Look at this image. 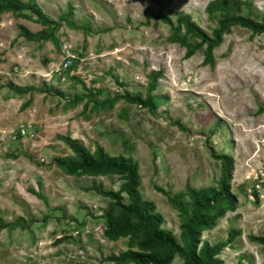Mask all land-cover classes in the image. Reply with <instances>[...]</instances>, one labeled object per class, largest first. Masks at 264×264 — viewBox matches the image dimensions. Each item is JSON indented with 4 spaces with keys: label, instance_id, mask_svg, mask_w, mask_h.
Wrapping results in <instances>:
<instances>
[{
    "label": "rangeland",
    "instance_id": "obj_1",
    "mask_svg": "<svg viewBox=\"0 0 264 264\" xmlns=\"http://www.w3.org/2000/svg\"><path fill=\"white\" fill-rule=\"evenodd\" d=\"M19 1L45 18L30 9L0 14V264H114L107 257L130 248L128 237H105L112 201L90 188L117 191L123 181L62 173L53 160L73 155L63 137L136 161L141 198L177 240L181 218L169 197L187 203L186 186L217 187L212 153L228 156L235 207L199 245L225 241L234 228L240 235L219 255L223 264H264V245L250 240L264 238V34L231 27L210 66L205 45L186 58L171 27L145 15L174 25L189 15L211 35L213 0ZM248 1L259 20L264 0ZM155 72L154 114L123 100L91 109L125 91L144 98Z\"/></svg>",
    "mask_w": 264,
    "mask_h": 264
},
{
    "label": "trees",
    "instance_id": "obj_2",
    "mask_svg": "<svg viewBox=\"0 0 264 264\" xmlns=\"http://www.w3.org/2000/svg\"><path fill=\"white\" fill-rule=\"evenodd\" d=\"M22 9H30L39 19H44V14L34 6L24 5L19 0H0V14L4 12H15ZM206 11L212 17H216L217 26L211 31V35L203 31L189 15L180 14L174 25L169 17L159 13H146V19H154L168 24L172 29L171 42L186 48V58H190L202 46L204 49V64L213 65V50L218 47L225 34L230 33L231 27L239 26L248 29L251 36L264 34V15L258 20V15L253 5L248 0H213L206 6ZM25 30V29H24ZM184 30V36L180 32ZM29 39L32 37L25 30ZM192 37L199 40L195 46L187 43V38ZM160 72L150 76V82L145 97L132 95L125 91L113 99L103 103H94L95 109L101 106H113L116 102L123 100L127 103L137 105L149 110L154 114L155 106L152 101V92L155 91ZM89 101L84 104L83 110L88 108ZM264 108L259 107V112ZM65 145L72 151L73 155L67 158H55L53 164L64 174L69 176H107L114 175L123 183L117 191L104 190L101 185H94L91 190L107 197L112 201L105 217L107 219L104 235L109 241H117L128 237L130 246L118 255H110L107 259L114 264H171L176 256L182 259V264H223L219 255L230 247L240 230L230 229L225 241H219L214 245L203 242L199 245V238L203 231L212 230L216 227L218 219L226 212L235 207V196L230 192V166L231 160L226 155L212 156L221 162V177L217 187L195 189L186 186V195L189 202L181 203L169 197V201L179 212L181 218L179 240L168 230L162 228V218L155 211L154 203L145 201L139 193L140 175L138 164L131 157L122 155L110 156L98 144L93 152L81 144L78 140L69 137L62 138ZM164 193L163 190L157 189ZM123 194L128 197V203L123 202ZM3 223L0 221V226ZM250 240L264 245L263 237L251 236ZM136 248V249H134ZM238 264H242L239 261Z\"/></svg>",
    "mask_w": 264,
    "mask_h": 264
},
{
    "label": "built area",
    "instance_id": "obj_3",
    "mask_svg": "<svg viewBox=\"0 0 264 264\" xmlns=\"http://www.w3.org/2000/svg\"><path fill=\"white\" fill-rule=\"evenodd\" d=\"M65 67L68 68L69 67L68 64H65Z\"/></svg>",
    "mask_w": 264,
    "mask_h": 264
}]
</instances>
